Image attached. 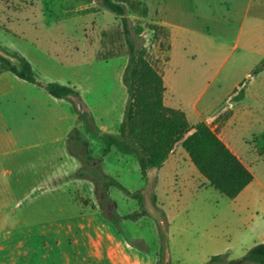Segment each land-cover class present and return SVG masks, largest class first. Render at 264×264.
Returning a JSON list of instances; mask_svg holds the SVG:
<instances>
[{
  "label": "rangeland",
  "instance_id": "374dc122",
  "mask_svg": "<svg viewBox=\"0 0 264 264\" xmlns=\"http://www.w3.org/2000/svg\"><path fill=\"white\" fill-rule=\"evenodd\" d=\"M122 1L128 36L163 74L169 104L182 108L190 123L199 114L205 122L211 117L216 134L228 136L235 152L251 161L255 181L239 198L222 195L205 182L180 142L160 168L149 170L147 180L130 154L115 147L104 153L77 112L92 116L100 131L117 132L127 98L121 18L99 0H0V54L13 63L27 59L42 84H69L78 92L57 100L42 85L4 71L1 78L10 79L13 90L0 104L9 109L7 121L16 136L32 141L36 129H79L102 170L140 192L145 210L114 186L110 201H98L93 183L83 178L87 181L51 212L0 230V264H203L217 254L225 255V264L264 243V154L256 153L263 142L261 137L254 142L264 134L259 133L264 132V67L252 73L264 59V0H252L235 48L233 30L214 38L176 30L171 59L170 31L151 15L190 25L192 0H146L153 10ZM209 33L219 34L213 27ZM242 83L244 88L250 83V90L243 101L234 100Z\"/></svg>",
  "mask_w": 264,
  "mask_h": 264
},
{
  "label": "trees",
  "instance_id": "16d2710c",
  "mask_svg": "<svg viewBox=\"0 0 264 264\" xmlns=\"http://www.w3.org/2000/svg\"><path fill=\"white\" fill-rule=\"evenodd\" d=\"M108 10L121 18L125 28L127 24L126 7L122 0H99ZM145 10V8H144ZM137 33L141 28L138 27ZM126 33L128 58L122 72V82L126 88L127 98L123 108L122 120L116 133L100 132L94 126L93 118L86 112L78 111L86 131L100 139L103 152H109L115 147L124 154L133 156L139 166L142 179L147 180L150 168H160L176 143L180 142L182 149L196 170L206 179L208 185L228 198L236 197L239 192L253 179L252 172L239 160L229 147L219 138L205 121L193 125L183 111L167 107L163 102L165 91L161 74L151 65L146 49L136 46ZM264 67V59L253 69L256 74ZM0 70L8 71L16 77L32 84L42 85L46 92L55 98L69 99L78 96V92L69 84L58 82L40 83L31 63L20 57L13 63L7 56L0 54ZM244 86L233 96L240 100L244 94ZM261 137L263 145L256 148L257 155L264 154V134ZM68 152L77 158L80 167L72 174L74 178H87L94 185V192L99 198L110 201L109 187L114 186L139 202V207L145 212L143 198L140 192H131L115 177L105 173L100 165V159L92 156L87 146V140L77 128H72L66 138ZM90 168V174L86 170ZM224 256H211L203 264H222ZM238 264H264V243L250 247L241 257Z\"/></svg>",
  "mask_w": 264,
  "mask_h": 264
},
{
  "label": "crops",
  "instance_id": "0c3cea01",
  "mask_svg": "<svg viewBox=\"0 0 264 264\" xmlns=\"http://www.w3.org/2000/svg\"><path fill=\"white\" fill-rule=\"evenodd\" d=\"M135 1L146 6L149 5L146 0ZM251 3L252 0H192L190 14L194 18L195 23L191 22L187 26L182 23H174L167 18H155L153 14L151 19L153 22L167 27L170 31L171 41L168 55L171 59L177 35L175 33L176 30L213 38L233 30L235 33L233 48H235L247 20ZM148 8L153 10L150 5ZM210 27H213L219 34L212 36L209 33ZM5 74L4 71L0 70V100L7 98L9 101L13 89L9 83L10 79L4 81L1 78ZM162 78L165 87L163 94L164 105L183 111L182 108L169 104L171 95L167 91L163 74ZM237 86L238 84L234 89ZM249 90L250 83L244 88V94L240 101L244 100ZM61 99L63 98H57V100ZM8 111L9 109L6 105L2 106L0 104V230L20 227L28 222L30 215L37 216L46 211L51 212L54 204L60 205L63 201H68L71 198L70 190L72 189L73 192H76L79 182L87 181V179L72 177V174L80 167V162L66 148V138L73 127L66 126L58 129L57 132L53 128L36 129L38 137L34 136L32 141H29L26 137L16 136L7 121ZM184 114L187 118L185 112ZM196 119L195 122L190 123L188 121V123L193 125L198 121H204V116L199 114ZM211 129L213 128L211 127ZM25 131L24 133H26ZM45 135H48V137ZM219 138L250 170L251 161L242 158L235 152L228 136ZM151 169L157 168L148 169L147 174H149ZM253 181H255L254 175L252 181L234 198H239L243 195ZM205 182L208 184L206 179ZM75 194H73V197Z\"/></svg>",
  "mask_w": 264,
  "mask_h": 264
},
{
  "label": "water",
  "instance_id": "95a60500",
  "mask_svg": "<svg viewBox=\"0 0 264 264\" xmlns=\"http://www.w3.org/2000/svg\"><path fill=\"white\" fill-rule=\"evenodd\" d=\"M211 117H207V119H206V123H208V121H209V119H210ZM240 262V260H236V261H228V262H226L225 264H238Z\"/></svg>",
  "mask_w": 264,
  "mask_h": 264
}]
</instances>
